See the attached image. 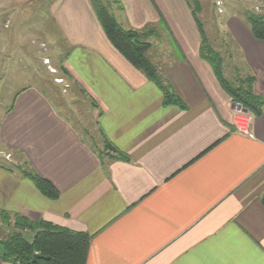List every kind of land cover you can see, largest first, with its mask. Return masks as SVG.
Listing matches in <instances>:
<instances>
[{
    "label": "crops",
    "instance_id": "1",
    "mask_svg": "<svg viewBox=\"0 0 264 264\" xmlns=\"http://www.w3.org/2000/svg\"><path fill=\"white\" fill-rule=\"evenodd\" d=\"M107 5L126 29L157 28L147 55L183 104L164 103L110 42L91 0H0L28 8L25 17L47 8L59 36L32 38L65 41L54 47L57 68L80 95L27 84L0 112V210L89 233L86 264H264V107L253 136L236 131L189 0ZM224 24L241 54L239 81L264 96V40L237 13Z\"/></svg>",
    "mask_w": 264,
    "mask_h": 264
},
{
    "label": "trees",
    "instance_id": "2",
    "mask_svg": "<svg viewBox=\"0 0 264 264\" xmlns=\"http://www.w3.org/2000/svg\"><path fill=\"white\" fill-rule=\"evenodd\" d=\"M97 17L110 42L144 75L164 92V103L183 104L182 100L165 83L158 68L147 55L151 37L158 35L155 26L143 29L124 28L103 0H91ZM202 36L201 56L213 67L215 74L232 101L241 104L254 116H261L264 96L253 92L250 82H230L224 74L221 54L211 45L199 17L202 8L199 0H189ZM253 35L264 40V15L251 13L246 18ZM247 85V86H246ZM39 190L48 197L57 198L58 189L46 178L26 173ZM264 202V200H263ZM2 223L9 227L5 238L0 239V260L14 264H86L92 236L40 219L33 221L19 213L0 210ZM27 233H32L30 238ZM35 254H39L34 258Z\"/></svg>",
    "mask_w": 264,
    "mask_h": 264
},
{
    "label": "rangeland",
    "instance_id": "3",
    "mask_svg": "<svg viewBox=\"0 0 264 264\" xmlns=\"http://www.w3.org/2000/svg\"><path fill=\"white\" fill-rule=\"evenodd\" d=\"M103 2L107 5L108 0ZM199 2L202 8L199 16L202 17L210 42L222 52L225 77L230 82L238 84L242 67L241 54L233 48L230 40L225 39L228 30L224 20L231 13H237L245 19L251 13L264 15V0H199ZM46 9L43 6L33 8L28 17L24 16L27 15L28 8L0 9L1 113L13 98L15 91L27 84H40L47 89H54V93L64 99L68 93L75 94L73 91L76 89L63 82L62 72L57 68L61 57L54 53V47H57L61 40L32 38L36 32L42 36L44 32L52 31L54 36H59L57 27L47 18ZM63 42L65 41L61 43ZM63 46L65 45L59 47ZM3 48H7V51L4 52ZM75 95L80 97L79 93ZM77 107L85 113L88 109L86 104H80L78 101ZM24 168L28 167L24 165ZM8 232L9 227L2 223L0 218V239L5 238Z\"/></svg>",
    "mask_w": 264,
    "mask_h": 264
},
{
    "label": "built area",
    "instance_id": "4",
    "mask_svg": "<svg viewBox=\"0 0 264 264\" xmlns=\"http://www.w3.org/2000/svg\"><path fill=\"white\" fill-rule=\"evenodd\" d=\"M254 115L243 109H235L233 125L237 132L248 136H253L252 123Z\"/></svg>",
    "mask_w": 264,
    "mask_h": 264
},
{
    "label": "water",
    "instance_id": "5",
    "mask_svg": "<svg viewBox=\"0 0 264 264\" xmlns=\"http://www.w3.org/2000/svg\"><path fill=\"white\" fill-rule=\"evenodd\" d=\"M234 107L237 109H243V110L247 111V109L243 108L241 104L234 103ZM38 256H39V254H35L34 258H37Z\"/></svg>",
    "mask_w": 264,
    "mask_h": 264
}]
</instances>
